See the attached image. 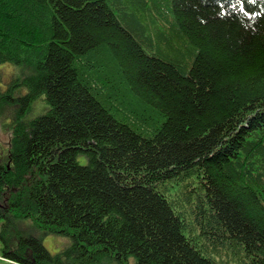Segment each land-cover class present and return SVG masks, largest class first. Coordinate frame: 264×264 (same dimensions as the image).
<instances>
[{
    "label": "trees",
    "instance_id": "obj_1",
    "mask_svg": "<svg viewBox=\"0 0 264 264\" xmlns=\"http://www.w3.org/2000/svg\"><path fill=\"white\" fill-rule=\"evenodd\" d=\"M6 63L3 257L264 264V0H0Z\"/></svg>",
    "mask_w": 264,
    "mask_h": 264
},
{
    "label": "rangeland",
    "instance_id": "obj_2",
    "mask_svg": "<svg viewBox=\"0 0 264 264\" xmlns=\"http://www.w3.org/2000/svg\"><path fill=\"white\" fill-rule=\"evenodd\" d=\"M13 72L18 73L19 68L14 69L12 65H10L9 63L0 65V86L1 87H3V85L10 78ZM10 122L11 121L8 117L4 119H0V157H2L5 150L7 149V144L10 138V130H9ZM16 225L20 230H23V231L29 230L33 233L38 234L42 240L43 245L46 247V249L51 254L56 253L63 245L64 239L61 236L53 235L48 232L36 231L31 228L32 227L31 223L26 224L23 221H21V222H18ZM1 227L2 225L0 223V231H1ZM0 264H18L17 262H14L10 259L3 257V242L1 238H0Z\"/></svg>",
    "mask_w": 264,
    "mask_h": 264
},
{
    "label": "flooded vegetation",
    "instance_id": "obj_3",
    "mask_svg": "<svg viewBox=\"0 0 264 264\" xmlns=\"http://www.w3.org/2000/svg\"><path fill=\"white\" fill-rule=\"evenodd\" d=\"M3 209H6L5 202L2 203V202L0 201V210H3ZM4 211H5V210H4Z\"/></svg>",
    "mask_w": 264,
    "mask_h": 264
}]
</instances>
